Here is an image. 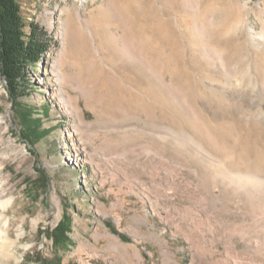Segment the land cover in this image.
I'll use <instances>...</instances> for the list:
<instances>
[{
	"label": "rangeland",
	"instance_id": "1",
	"mask_svg": "<svg viewBox=\"0 0 264 264\" xmlns=\"http://www.w3.org/2000/svg\"><path fill=\"white\" fill-rule=\"evenodd\" d=\"M18 3L26 36L36 27L46 49L25 65L21 96L0 76V264H117L106 233L136 247L141 264L204 256L254 264L243 242L264 241V0ZM77 14L83 35L72 58L67 24ZM123 33L158 76L124 53L114 38ZM76 78L82 88L92 81L90 96ZM28 115L33 138L22 124ZM198 141L207 158L190 147ZM238 159L256 188L237 190L229 180L236 175L227 165ZM192 170L219 186L226 206L205 205ZM63 220L67 242L55 250L51 235Z\"/></svg>",
	"mask_w": 264,
	"mask_h": 264
},
{
	"label": "bare ground",
	"instance_id": "2",
	"mask_svg": "<svg viewBox=\"0 0 264 264\" xmlns=\"http://www.w3.org/2000/svg\"><path fill=\"white\" fill-rule=\"evenodd\" d=\"M69 16H70V18L68 19L67 26L73 27V30L70 29L71 30V33H70L71 46H70V54L69 55H70V57L75 58L79 54L78 48H77V46H78L77 42L79 40V36L83 35L82 34L83 31H81L79 15L78 14L76 16L74 15V17H73V15H72V17H71V15H69ZM85 33L90 35V37L94 36L92 31H86ZM114 38H115V41L120 45V47L124 51V53L127 54V56L129 55V57L133 58L135 61H138L140 64H143L149 70H151L152 73H154L156 75V73L150 67L148 60L144 56V53L142 52L141 47L139 45H137V47H136L133 44L131 37L129 38L127 36V34L123 33L122 35L114 36ZM156 76H158V75H156ZM75 81H77V84L79 86L78 88L80 89L81 93L84 96H90L91 95L90 93L92 92V89H93V87L91 86V82H92L91 80L90 81L88 80L89 82L87 83V86L85 88H82L83 83L81 82V79L76 78ZM67 101H68L69 105H72L74 107V110H76L75 100L67 99ZM197 129L201 133L202 138L207 143L218 148L217 141L214 139L213 136H211L208 133L207 130H205L200 125L197 126ZM190 142H192V141H190ZM191 144L192 145L190 147L193 149V151L197 155H199L202 158H207L206 154L204 153V146L205 145L201 141H198L196 143H191ZM141 147L143 149H145L147 152H151L153 149L152 145H146V144L143 145L142 144ZM227 166L236 175L235 177L230 176L229 180L234 185V187H236L237 190L242 189V190L246 191V189L248 187L256 188L259 185V183L254 181L255 179L251 180L249 178V176H251V175L253 176V174L250 173V171L248 169H246L245 171L241 170V168L245 169L244 162L242 161V159H238V161H232ZM190 173L196 177L197 182L195 184V187H196L195 190L197 189V191L201 195V200L203 199L204 202L206 203L205 205H207L210 209H213L216 211H218L221 208H223L224 206H226L227 199L224 196V194L219 190V186H217L216 184H210L209 183L210 180L207 181L206 179H204L203 174H202L203 176H199V173L196 170H192V172H190ZM212 190H214L216 192L214 194H212ZM250 192H252V191H250ZM164 197L167 198L168 194L165 193ZM258 198H260V197H258ZM230 200H231V198H230ZM232 201L235 202L236 200L232 199ZM236 203H239V201H237ZM118 221H120V220H118ZM134 222L136 224H146V219L142 218V219H139L138 221H134ZM236 225L237 224L232 223L231 221L226 223L227 228L231 227L232 229H234V227H236ZM245 235H247V233L242 231L239 238H241L242 236L244 237ZM105 237L109 243V246H108L109 250L111 252H113L117 258V264H141L143 262V258L141 256L139 250L136 247H134L132 245L122 244L118 238H116L113 235H110L109 233H106ZM148 237H150V239H153L154 241H156L157 244H159V246L164 249L163 252L165 253V256L171 254L170 249H169L168 245L166 244V241L163 238L159 237L156 233H152V232L148 233ZM249 237H250L249 240L243 242L244 243L243 244L244 245V251L243 250L242 251L244 252V254H246L248 261H251L254 264H260L262 261H264V244H263L264 241L258 240V238L255 236L253 238L251 236H249ZM213 242H214V240H213ZM228 248H229L230 252L231 251L235 252L234 255L236 254V252H238L235 249L234 245H232L231 243H230V245H228ZM215 251H212V249L208 248L207 252L212 256L215 253ZM210 255H208V256H210ZM226 256L233 263H237L238 260L236 261L230 254L227 253ZM210 260H211V258H210ZM210 260L206 256L197 257L195 259V262H192L191 264H213Z\"/></svg>",
	"mask_w": 264,
	"mask_h": 264
},
{
	"label": "trees",
	"instance_id": "3",
	"mask_svg": "<svg viewBox=\"0 0 264 264\" xmlns=\"http://www.w3.org/2000/svg\"><path fill=\"white\" fill-rule=\"evenodd\" d=\"M30 30L26 36L25 25L20 14L18 0H0V76L5 78L8 91L16 96V87L19 81L24 82L26 76L25 65L27 63L37 64L41 59V54L45 52L46 46L40 40L37 28L29 25ZM30 113V111H29ZM24 117V114L20 112ZM28 119L22 121L27 135L31 138L38 135L35 128V121L28 115ZM53 231L55 250L64 249L67 242V229L64 228L65 220ZM38 264H60L59 259L54 258L50 261L39 259Z\"/></svg>",
	"mask_w": 264,
	"mask_h": 264
}]
</instances>
